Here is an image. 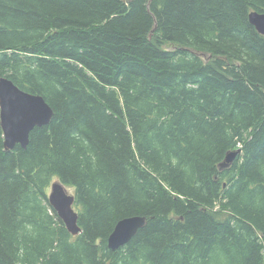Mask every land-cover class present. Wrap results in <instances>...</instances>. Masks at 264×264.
Segmentation results:
<instances>
[{
	"label": "trees",
	"instance_id": "16d2710c",
	"mask_svg": "<svg viewBox=\"0 0 264 264\" xmlns=\"http://www.w3.org/2000/svg\"><path fill=\"white\" fill-rule=\"evenodd\" d=\"M251 11L264 0H0V78L53 112L25 149L6 151L0 126V264H264ZM54 181L73 191L75 237ZM132 216L144 226L111 251Z\"/></svg>",
	"mask_w": 264,
	"mask_h": 264
},
{
	"label": "water",
	"instance_id": "95a60500",
	"mask_svg": "<svg viewBox=\"0 0 264 264\" xmlns=\"http://www.w3.org/2000/svg\"><path fill=\"white\" fill-rule=\"evenodd\" d=\"M251 26L264 36V12L248 13ZM52 109L41 96L20 90L6 77L0 78V126L3 132V147L6 151L16 145L25 149L30 132L36 127L46 126L52 117ZM240 150L228 153L221 168L231 165ZM47 200L66 231L73 237L81 233L78 215L74 210V197L68 194L60 182L51 184ZM145 224V217L132 216L119 220L107 238V247L115 251L125 246Z\"/></svg>",
	"mask_w": 264,
	"mask_h": 264
},
{
	"label": "rangeland",
	"instance_id": "374dc122",
	"mask_svg": "<svg viewBox=\"0 0 264 264\" xmlns=\"http://www.w3.org/2000/svg\"><path fill=\"white\" fill-rule=\"evenodd\" d=\"M54 182H55V181H54ZM66 190H67L68 194H73L72 189H70V188H66Z\"/></svg>",
	"mask_w": 264,
	"mask_h": 264
},
{
	"label": "bare ground",
	"instance_id": "6f19581e",
	"mask_svg": "<svg viewBox=\"0 0 264 264\" xmlns=\"http://www.w3.org/2000/svg\"><path fill=\"white\" fill-rule=\"evenodd\" d=\"M248 20V19H247Z\"/></svg>",
	"mask_w": 264,
	"mask_h": 264
}]
</instances>
